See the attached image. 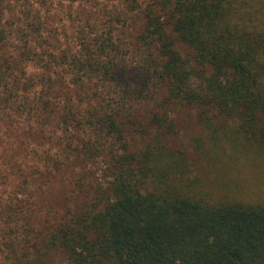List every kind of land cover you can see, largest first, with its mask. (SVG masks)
Segmentation results:
<instances>
[{
  "label": "trees",
  "instance_id": "1",
  "mask_svg": "<svg viewBox=\"0 0 264 264\" xmlns=\"http://www.w3.org/2000/svg\"><path fill=\"white\" fill-rule=\"evenodd\" d=\"M6 11L0 0L6 263L264 264V193L212 196L166 138L186 105L212 139L214 112L264 147V0H112L73 44L30 10ZM81 163L102 169V191L82 207L74 188L36 231L33 198Z\"/></svg>",
  "mask_w": 264,
  "mask_h": 264
},
{
  "label": "rangeland",
  "instance_id": "2",
  "mask_svg": "<svg viewBox=\"0 0 264 264\" xmlns=\"http://www.w3.org/2000/svg\"><path fill=\"white\" fill-rule=\"evenodd\" d=\"M6 6L7 18L13 19L15 16L17 20L19 13L30 10L34 15L38 14L47 28L54 30L64 43L73 44L71 40L79 25L82 27L87 21L93 23L102 20V14L111 9L112 0H97L96 4L94 0H6ZM97 28H102V25L98 24ZM146 111L143 110L144 113ZM211 113L215 114L212 117L219 142L205 130L199 118V109L186 105L174 112V132L167 135V140L176 148L186 149L195 162L194 174L203 179L212 196L218 199H257L264 193V147L248 142L238 131L236 121ZM23 159L29 164L34 162L29 158ZM2 168L0 173L4 172ZM71 168L67 167L52 178L45 192L33 198V206L40 210L32 219L36 231L43 228L46 218L41 210L47 212L50 208L58 207L64 196H68L74 188L81 186V199L77 200L81 206L87 205L98 190L102 191L105 176L100 167H85L81 163V171L73 172ZM77 174L81 179L76 182L74 177ZM0 183L1 192L5 193L6 189L10 190L15 185L11 178L0 177ZM52 254L55 262L64 260L60 252ZM0 264L8 263L0 257Z\"/></svg>",
  "mask_w": 264,
  "mask_h": 264
}]
</instances>
